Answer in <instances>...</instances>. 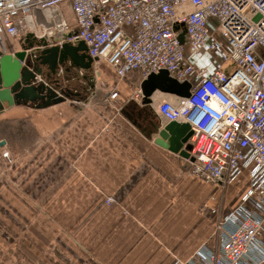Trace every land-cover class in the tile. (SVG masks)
Listing matches in <instances>:
<instances>
[{
    "label": "crops",
    "instance_id": "crops-1",
    "mask_svg": "<svg viewBox=\"0 0 264 264\" xmlns=\"http://www.w3.org/2000/svg\"><path fill=\"white\" fill-rule=\"evenodd\" d=\"M62 10L78 33L71 5ZM21 38L5 35L6 52L19 51ZM95 69L99 78L107 73ZM93 78L80 96L0 113V222L56 226L29 235L27 245L13 240L15 256L26 264H182L203 245L214 246L217 220L237 204L247 174L226 190L193 175L187 158L157 144V135L149 139L121 113L131 99L123 97L124 81L123 95L119 90L112 101L110 91L94 90ZM162 97L155 96L156 110ZM6 149L10 167L1 155Z\"/></svg>",
    "mask_w": 264,
    "mask_h": 264
},
{
    "label": "built area",
    "instance_id": "built-area-1",
    "mask_svg": "<svg viewBox=\"0 0 264 264\" xmlns=\"http://www.w3.org/2000/svg\"><path fill=\"white\" fill-rule=\"evenodd\" d=\"M66 3L79 30L71 37ZM30 32L84 40L95 64L107 63L120 79L167 70L189 81V97H162L157 111L193 131L192 174L224 188L245 174L249 182L218 218L216 244L203 245L182 264L264 263V0H0V56L5 35ZM119 94L114 87L108 100ZM135 96L141 100L140 89ZM2 156L11 161L8 150Z\"/></svg>",
    "mask_w": 264,
    "mask_h": 264
},
{
    "label": "water",
    "instance_id": "water-1",
    "mask_svg": "<svg viewBox=\"0 0 264 264\" xmlns=\"http://www.w3.org/2000/svg\"><path fill=\"white\" fill-rule=\"evenodd\" d=\"M47 35L50 36L44 34L40 37L31 32L21 43L19 51L0 56V113L14 105L43 109L80 96L69 87L72 77L68 73L72 69L79 74L78 80L94 77L95 59L89 54L84 40L62 42L61 37ZM73 35L77 32L68 34L69 37ZM181 41L185 42V35L181 36ZM140 90V102L129 100L121 113L149 139L157 135V144L194 161L190 142L194 133L190 126L178 121L163 125L153 105L158 94L189 97L191 83L180 81L167 70H161L144 78ZM5 143L2 140L1 144Z\"/></svg>",
    "mask_w": 264,
    "mask_h": 264
},
{
    "label": "rangeland",
    "instance_id": "rangeland-1",
    "mask_svg": "<svg viewBox=\"0 0 264 264\" xmlns=\"http://www.w3.org/2000/svg\"><path fill=\"white\" fill-rule=\"evenodd\" d=\"M178 30H181V33L183 35L186 36V27L185 26H178L177 27ZM44 28H36V32L38 33H45ZM22 42L24 41L23 38H21ZM7 44V43H6ZM19 45V44H18ZM14 46H12L13 48ZM20 48V47H19ZM10 50V49H9ZM8 51V48L7 50ZM7 53V52H6ZM108 65L105 62H100L98 63V65L95 68H98L99 70L101 69L104 72H107L106 74H103L100 78L97 77L96 74V69H94V77H95V88L94 90L96 91H105L108 92L113 89V87H118V89L120 90L121 94L123 93L122 89H124L120 83L121 82H125L124 86H126V90L124 92L127 93V95H124V98H131V99H135L136 100V91L140 89V84L142 82V80L144 79L142 76V73L140 71H135L132 72L127 78L124 79H120L116 76V74L111 71L110 67H107ZM63 77V75H62ZM75 83L78 85H82L85 86L86 88L83 90H88L90 89V85L89 82L87 84V80H82L81 78L78 80H75ZM109 92V93H110ZM123 95V94H122ZM170 97V96H169ZM130 99V100H131ZM127 101V100H126ZM126 104V103H125ZM124 106V105H123ZM122 106V107H123ZM10 152V157H11V161L6 159L8 167H10L12 164V155H11V151L10 149H6ZM3 151V150H2ZM2 155V153H1ZM3 157V156H2ZM5 159V158H4ZM8 167H4V171L9 170ZM232 185V186H231ZM231 186L234 187L236 185L230 184L227 187ZM227 187L225 188V190L227 189ZM232 195H226L224 201H231ZM1 218V217H0ZM1 220V219H0ZM26 219H24L23 222H25ZM30 221V220H29ZM56 226H52L49 224V222L45 223V222H31L29 225H25V226H20V227H10V226H4L3 223L0 222V264H26L27 259L25 257H18L15 255L17 254V250H16V245L13 240L16 239H23L24 242H26V240H28L29 235H44V234H49L50 231L52 229H54ZM20 243V247L22 245L23 242H19ZM23 245H27V242L24 243Z\"/></svg>",
    "mask_w": 264,
    "mask_h": 264
},
{
    "label": "flooded vegetation",
    "instance_id": "flooded-vegetation-1",
    "mask_svg": "<svg viewBox=\"0 0 264 264\" xmlns=\"http://www.w3.org/2000/svg\"><path fill=\"white\" fill-rule=\"evenodd\" d=\"M70 77H72V79L69 81V87H70V89L72 91L76 92V93H80L81 94L84 91L83 88L85 89L86 87H84L82 85H78V84L75 83V80H77L78 77H80L79 74L77 73L76 69H72L71 70V76ZM87 80L90 83V86H92V85L94 86V84H93L94 83V78L90 77Z\"/></svg>",
    "mask_w": 264,
    "mask_h": 264
},
{
    "label": "bare ground",
    "instance_id": "bare-ground-1",
    "mask_svg": "<svg viewBox=\"0 0 264 264\" xmlns=\"http://www.w3.org/2000/svg\"><path fill=\"white\" fill-rule=\"evenodd\" d=\"M44 13H47V12H43V13L40 12L39 14H42V15H39V16H40V17H41V16H46V14H44ZM47 14H48V13H47ZM47 34H50V33H46V34H45L46 36H50V35H47ZM40 37H41V36H40ZM168 96H170V95H168Z\"/></svg>",
    "mask_w": 264,
    "mask_h": 264
}]
</instances>
